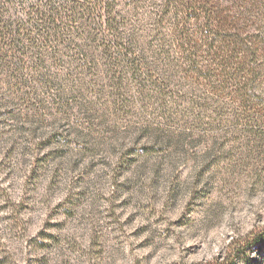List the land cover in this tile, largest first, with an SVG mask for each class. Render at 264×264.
Instances as JSON below:
<instances>
[{
	"label": "rangeland",
	"instance_id": "rangeland-1",
	"mask_svg": "<svg viewBox=\"0 0 264 264\" xmlns=\"http://www.w3.org/2000/svg\"><path fill=\"white\" fill-rule=\"evenodd\" d=\"M218 1L231 16L236 5L251 8L247 34L257 32L264 0ZM236 86L228 83L220 95L234 110ZM127 96L124 107L102 94L94 123L51 124L53 111H24L47 122L0 140V264H264L259 137L227 131L236 120L231 116L204 117L225 122L224 130L197 134L194 118L179 114L165 121L156 104L140 101L134 84ZM246 114L264 118L263 111ZM145 127L151 130L143 134ZM187 129L202 142L182 151L175 142ZM63 130L71 134L51 139L67 135ZM215 141L221 148L212 156Z\"/></svg>",
	"mask_w": 264,
	"mask_h": 264
},
{
	"label": "trees",
	"instance_id": "trees-1",
	"mask_svg": "<svg viewBox=\"0 0 264 264\" xmlns=\"http://www.w3.org/2000/svg\"><path fill=\"white\" fill-rule=\"evenodd\" d=\"M144 4L0 0V140L11 130L47 122L41 114H23L27 110L53 111L51 124L79 118L94 123V106L101 104L102 94L108 92L110 102L125 107L134 84L140 101L156 104L165 121L190 116L199 122L195 125L201 134L208 128L224 130L226 124L202 122L204 117L231 116L236 120L227 131L254 134L259 137L255 146L264 148V118L246 114L264 113V20L249 35L246 16L251 8L241 5L231 16L230 7L218 0H152L147 11ZM231 82L237 85L230 93L231 101L239 102L235 110L220 102ZM191 83L211 90L200 92ZM160 129L156 131L162 133ZM63 132L68 134L50 137L62 141L71 134ZM182 132L175 142L182 151L202 142L194 131ZM218 142L209 144L212 156L221 148Z\"/></svg>",
	"mask_w": 264,
	"mask_h": 264
}]
</instances>
